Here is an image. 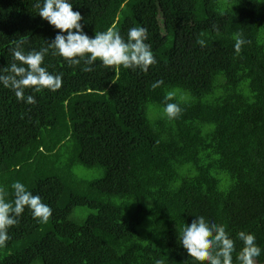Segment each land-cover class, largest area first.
Instances as JSON below:
<instances>
[{
    "label": "trees",
    "instance_id": "trees-1",
    "mask_svg": "<svg viewBox=\"0 0 264 264\" xmlns=\"http://www.w3.org/2000/svg\"><path fill=\"white\" fill-rule=\"evenodd\" d=\"M69 2L90 37L147 28L157 62L84 72L49 53L59 90L26 89L28 105L0 86V186L12 200L20 181L52 209L39 223L25 208L0 264H207L179 245L196 215L224 224L237 252L236 233H252L264 264V0ZM35 3L0 0V68L11 41L27 36L29 51L54 38Z\"/></svg>",
    "mask_w": 264,
    "mask_h": 264
},
{
    "label": "clouds",
    "instance_id": "clouds-1",
    "mask_svg": "<svg viewBox=\"0 0 264 264\" xmlns=\"http://www.w3.org/2000/svg\"><path fill=\"white\" fill-rule=\"evenodd\" d=\"M69 0H37L34 8L42 20L46 21L56 31L54 38L45 43L39 50L25 51L27 36L11 41V56L13 62L0 68V86L13 91L18 101L28 105L36 104L33 95L25 96L26 89L41 92L47 89L55 92L62 86V73L53 74L44 64V58L51 53L63 58L70 66L80 65L84 72H91L96 61L101 66L120 67L146 71L156 64L148 39L147 28L133 26L128 29L126 38L117 30L109 27L105 31H97L89 36L81 23L83 17L79 11L72 10ZM215 25L213 28L215 29ZM234 51L239 53L246 43L242 34H233ZM162 80L151 85L153 89L160 87ZM173 92H168L165 101L172 100ZM181 107L178 103H165L163 112L169 120L179 117ZM14 199L8 200L7 189L0 186V247L5 246L10 239L9 229L19 223L21 214L27 208L39 223H48L52 209L42 202L40 196L27 190L20 181L11 184ZM189 223L183 225L179 232V245L187 256L196 262L207 264H233V254L238 264H256V258L261 254V248L256 243L255 236L250 232L239 231L236 239L241 247L236 250V240L230 237L226 226L215 220L196 215ZM155 264H163L156 260Z\"/></svg>",
    "mask_w": 264,
    "mask_h": 264
}]
</instances>
